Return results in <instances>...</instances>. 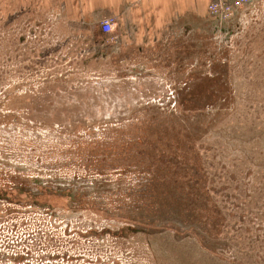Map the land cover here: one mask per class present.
<instances>
[{
    "label": "rangeland",
    "instance_id": "1",
    "mask_svg": "<svg viewBox=\"0 0 264 264\" xmlns=\"http://www.w3.org/2000/svg\"><path fill=\"white\" fill-rule=\"evenodd\" d=\"M16 11L0 0V242L50 264L63 243L65 264H264V1L120 53Z\"/></svg>",
    "mask_w": 264,
    "mask_h": 264
},
{
    "label": "crops",
    "instance_id": "2",
    "mask_svg": "<svg viewBox=\"0 0 264 264\" xmlns=\"http://www.w3.org/2000/svg\"><path fill=\"white\" fill-rule=\"evenodd\" d=\"M212 0H5L8 8L16 12H47L63 19L66 25L76 24L70 30L89 33L95 46L108 35L99 29V20L113 19L112 34L120 40L114 45L115 53L124 48L156 47L163 45V32L199 30L215 23L207 6ZM264 0H262L263 2ZM212 24V25H213ZM67 29V26H65Z\"/></svg>",
    "mask_w": 264,
    "mask_h": 264
},
{
    "label": "trees",
    "instance_id": "3",
    "mask_svg": "<svg viewBox=\"0 0 264 264\" xmlns=\"http://www.w3.org/2000/svg\"><path fill=\"white\" fill-rule=\"evenodd\" d=\"M163 155V154H160ZM165 156V155H164ZM169 158V157H168ZM170 159V158H169ZM172 162H178L176 159H172ZM179 163V162H178ZM187 165V164H186ZM195 169L192 168L191 170V177L195 173ZM151 175L154 177V174L151 173ZM179 180H185L186 184L182 187L180 186L179 190L176 192L175 197H178L181 201H183V204H185V207L188 209H192V206L195 204L193 202H189L192 197L193 187L196 186V183L191 180L189 176H187L185 173L179 174ZM199 191L197 190V194ZM64 213V212H63ZM60 217H63L66 219L65 221H69V217L65 214L60 215ZM15 232V234H11L12 238H8L6 242L1 243L0 242V264H50L49 261V255L43 248L35 249L36 246H34L31 242H23L19 243L17 239L15 240L16 246L12 243V240H14V237L17 236V231L12 230ZM66 231V230H65ZM173 231V230H172ZM174 232V231H173ZM19 237V236H18ZM64 245V246H62ZM62 245H57V249L53 250V255H57V261L58 259L61 260V264H65L64 261L70 258V249L74 248V246L79 245H73L70 243V247L68 244L63 243ZM40 247V246H37ZM53 247V246H51ZM53 247V248H55ZM41 249V250H40ZM49 249V248H48ZM79 249V248H78ZM76 249V250H78ZM10 255V257H7V255ZM79 256V255H77ZM8 259H11V261H8ZM81 259V256H80ZM79 261V260H78ZM54 263V262H53ZM51 263V264H53ZM97 263H99L97 261ZM59 264V263H58ZM95 264V263H91Z\"/></svg>",
    "mask_w": 264,
    "mask_h": 264
},
{
    "label": "built area",
    "instance_id": "4",
    "mask_svg": "<svg viewBox=\"0 0 264 264\" xmlns=\"http://www.w3.org/2000/svg\"><path fill=\"white\" fill-rule=\"evenodd\" d=\"M262 0H212L208 6V13L220 22H228L241 10L252 7ZM99 29L103 34L108 35V39L119 45L120 40L118 36L112 34L113 31V19L111 17H104L99 20Z\"/></svg>",
    "mask_w": 264,
    "mask_h": 264
}]
</instances>
